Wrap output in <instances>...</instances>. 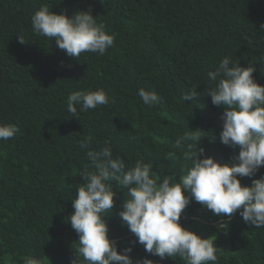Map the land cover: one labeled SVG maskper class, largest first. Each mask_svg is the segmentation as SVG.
<instances>
[{
	"label": "trees",
	"instance_id": "trees-1",
	"mask_svg": "<svg viewBox=\"0 0 264 264\" xmlns=\"http://www.w3.org/2000/svg\"><path fill=\"white\" fill-rule=\"evenodd\" d=\"M45 2L67 14L91 7L114 34V46L103 55L65 56L54 40L32 33L31 14ZM261 25L264 0H0V123L20 129L13 139L0 140V264H22L26 255L42 264H69L78 237L63 218L72 211L74 188L83 183L77 170L88 161L77 141L84 136L92 137V148L110 140L114 157L129 165L143 158L157 174L179 173L182 150L174 145L187 128L204 131L205 155L222 163L236 155L238 148L219 141L223 108L212 105L206 93L196 105L184 104L182 95L199 83L197 91L203 92L207 71L225 55L246 67L264 52ZM17 34L28 42L21 44ZM255 67L254 80L264 84V66ZM97 88L109 104L71 117L68 93ZM140 88L157 92L159 103L143 105ZM261 174L264 167L253 178ZM240 179L250 184L252 178ZM113 191L114 208L104 219L119 251L134 237L117 214L123 193L115 184ZM217 220L192 202L181 224L216 236V264H264V227L235 214L219 231ZM131 255L148 254L137 244ZM149 258L184 264L179 257Z\"/></svg>",
	"mask_w": 264,
	"mask_h": 264
},
{
	"label": "clouds",
	"instance_id": "clouds-1",
	"mask_svg": "<svg viewBox=\"0 0 264 264\" xmlns=\"http://www.w3.org/2000/svg\"><path fill=\"white\" fill-rule=\"evenodd\" d=\"M51 9L52 3L45 2L31 14L32 33L48 43L54 40L65 56L79 59L82 53L103 55L114 46V34L92 14L91 7L78 8L71 14ZM17 38L21 44L28 42L22 34H17ZM256 62L264 66V52L260 51L246 67L225 55L207 71L203 92L197 91L199 83L182 95L184 104L190 101L196 105L193 102L200 104L206 93L212 105L223 108L219 141L238 148V153L227 162L204 154L200 138L205 135L200 128H187L175 140L174 146L182 150L184 162L178 174H157L154 164L143 158L129 165L121 157L113 156L107 139L97 148L90 147L91 136L77 141L79 148L85 150L88 163L77 170L83 183L74 188L72 211L63 218L78 237L72 243L69 264H158L149 255L161 261L179 257L184 264H216V236H202L181 224L182 213L192 202L218 218L215 227L219 231L227 229L235 214L246 224L264 227V174L253 178L264 167V84L253 78ZM138 96L149 108L159 103L155 91L140 88ZM107 104L109 97L102 88L76 89L66 97V110L77 119L79 112ZM166 118L172 119L167 114ZM19 131L13 123H0V140H11ZM242 177L252 178L251 183L242 184ZM113 184L123 193L117 213L121 226H126L134 237L119 251L117 240L109 237L104 219L114 208ZM137 244L148 255L133 259L131 253ZM22 264L42 261L26 255Z\"/></svg>",
	"mask_w": 264,
	"mask_h": 264
},
{
	"label": "rangeland",
	"instance_id": "rangeland-1",
	"mask_svg": "<svg viewBox=\"0 0 264 264\" xmlns=\"http://www.w3.org/2000/svg\"><path fill=\"white\" fill-rule=\"evenodd\" d=\"M192 228H195V225H192ZM195 231L197 232L198 230L195 228ZM201 234H204L203 236L207 237L209 235H212V233L209 230H203Z\"/></svg>",
	"mask_w": 264,
	"mask_h": 264
}]
</instances>
